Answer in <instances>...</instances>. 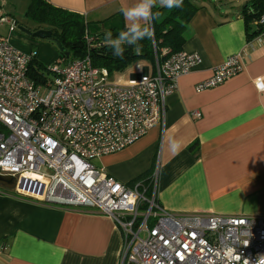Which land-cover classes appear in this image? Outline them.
Masks as SVG:
<instances>
[{
  "label": "built area",
  "instance_id": "obj_1",
  "mask_svg": "<svg viewBox=\"0 0 264 264\" xmlns=\"http://www.w3.org/2000/svg\"><path fill=\"white\" fill-rule=\"evenodd\" d=\"M3 22L15 31V22ZM252 25L264 40V14ZM84 39V56L55 62L48 68L53 77L40 72L36 81L29 76L35 53L0 35V175L15 178L13 194L107 216L122 233L119 264H264V216L175 215L157 202L155 175L128 187L92 162L159 124L165 97L201 57L164 51L150 65L137 62L111 75L92 65L89 49L96 43L87 32ZM247 59V52L229 56L195 90L241 73ZM255 85L264 89L261 79Z\"/></svg>",
  "mask_w": 264,
  "mask_h": 264
},
{
  "label": "crops",
  "instance_id": "obj_2",
  "mask_svg": "<svg viewBox=\"0 0 264 264\" xmlns=\"http://www.w3.org/2000/svg\"><path fill=\"white\" fill-rule=\"evenodd\" d=\"M46 1L88 22L120 14L125 26L120 9L137 2ZM197 3L201 7L189 21L182 50L197 53L201 63L165 97L159 124L95 165L128 187L149 183L155 175L157 202L175 215L264 216V89L255 85L257 79L264 81V40L250 34L258 33L252 24L246 30L242 7L219 0ZM241 52L248 54L241 73L216 87L195 90L229 56ZM10 186L0 185V264L120 263L122 233L110 218L24 199ZM34 187L40 193L42 187Z\"/></svg>",
  "mask_w": 264,
  "mask_h": 264
},
{
  "label": "trees",
  "instance_id": "obj_3",
  "mask_svg": "<svg viewBox=\"0 0 264 264\" xmlns=\"http://www.w3.org/2000/svg\"><path fill=\"white\" fill-rule=\"evenodd\" d=\"M200 7L197 0H183V7L174 9L156 5L153 13L158 12L159 16L152 24L155 29L153 40L144 39L139 42L142 46L140 55L135 54V46L125 45L123 57L114 56L112 49L104 45L106 31H112L115 37L119 31L125 30L120 14L103 22H88L83 15L55 6L46 0H31L26 14L28 19L41 25L32 31L39 30V28L52 31L51 39L58 40L65 51L69 52L68 56H65L64 52L59 53L60 62L65 63L86 54L87 46L84 36L87 32L96 43L89 49L92 65L104 68L109 74L114 75L124 72L137 62L150 65L156 57L162 58L164 51L167 55L181 51L186 41L189 21ZM241 13L245 28L249 31L253 21L264 14V0H249L242 6ZM250 34L258 33L256 31ZM41 69L45 67L36 59V56H33L29 64V76L39 81L38 76ZM195 146L196 143H193L189 149L192 150Z\"/></svg>",
  "mask_w": 264,
  "mask_h": 264
},
{
  "label": "rangeland",
  "instance_id": "obj_4",
  "mask_svg": "<svg viewBox=\"0 0 264 264\" xmlns=\"http://www.w3.org/2000/svg\"><path fill=\"white\" fill-rule=\"evenodd\" d=\"M204 1L209 3V0ZM219 1H221L223 4H233L238 8H241L246 2V0H243L239 4H235L233 1L230 3L228 0ZM30 2L31 0H0V14L2 15L1 18L4 20H9L11 23L15 22L16 25V30L9 32L10 24L6 22L1 23L0 35L3 37H8L11 44L21 51H30L35 53L36 59L45 67V69H41L40 72L43 73L45 77L52 78L53 73L48 68L57 62L60 53L55 40L51 38L32 37L17 29L19 26H22L32 31L38 26H41L38 23L28 19L29 17L26 13ZM141 71L142 69L137 71V74H140ZM92 162L98 165V160L94 159Z\"/></svg>",
  "mask_w": 264,
  "mask_h": 264
},
{
  "label": "clouds",
  "instance_id": "obj_5",
  "mask_svg": "<svg viewBox=\"0 0 264 264\" xmlns=\"http://www.w3.org/2000/svg\"><path fill=\"white\" fill-rule=\"evenodd\" d=\"M157 4L167 9L182 8L183 0H137L131 6L122 7L120 11L126 21L125 30L119 31L115 37L112 31L104 34V45L112 49L114 56L123 57L125 45L135 46V54L140 55L142 46L139 42L153 40L155 29L152 24L159 16L158 12L153 13V8Z\"/></svg>",
  "mask_w": 264,
  "mask_h": 264
},
{
  "label": "water",
  "instance_id": "obj_6",
  "mask_svg": "<svg viewBox=\"0 0 264 264\" xmlns=\"http://www.w3.org/2000/svg\"><path fill=\"white\" fill-rule=\"evenodd\" d=\"M18 30L22 31L23 33L30 35L32 37H36V38H51L52 37V31L50 30H45V29H39L36 31H31L29 29H26L22 26H19L17 28ZM57 47L59 49V51L62 53H65V56L69 55V52L65 51V48L59 43L58 40H55ZM7 182L9 183L11 186L10 187H15L16 185V180L14 177L12 176H2L0 175V185H4V183Z\"/></svg>",
  "mask_w": 264,
  "mask_h": 264
}]
</instances>
